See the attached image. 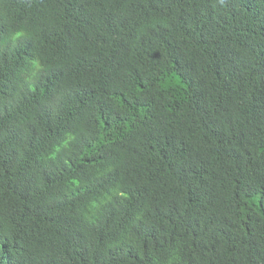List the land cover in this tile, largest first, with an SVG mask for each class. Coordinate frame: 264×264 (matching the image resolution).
Listing matches in <instances>:
<instances>
[{
  "label": "trees",
  "instance_id": "obj_1",
  "mask_svg": "<svg viewBox=\"0 0 264 264\" xmlns=\"http://www.w3.org/2000/svg\"><path fill=\"white\" fill-rule=\"evenodd\" d=\"M0 264H264V0H0Z\"/></svg>",
  "mask_w": 264,
  "mask_h": 264
}]
</instances>
